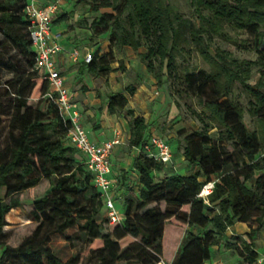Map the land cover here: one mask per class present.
I'll return each instance as SVG.
<instances>
[{"label":"trees","instance_id":"1","mask_svg":"<svg viewBox=\"0 0 264 264\" xmlns=\"http://www.w3.org/2000/svg\"><path fill=\"white\" fill-rule=\"evenodd\" d=\"M189 2L198 24L175 13L167 0L88 2L89 13L100 16L87 26L94 36L109 35L110 50L93 52L81 73L108 76L114 72L113 49L127 46L138 53L159 87L167 80L172 93L195 97L203 108L194 112L200 129L179 134L188 173H164L169 165L156 161L145 149L152 135L149 123L127 108L123 94L109 95V112L129 118V145L138 150L132 166L138 184H132L129 172L121 170L114 190L125 192V216L111 222L94 173L69 142V122L47 97L49 83L35 69L25 11L29 0H0V46L11 45L26 58L24 69L0 61L3 69L14 74L4 87L13 103L4 116L10 130L8 144L0 149V194H4L0 264H155L159 259L168 264H205L212 259V248L235 224L264 226V47L260 49L264 0ZM228 30L255 36L256 61L237 59L218 47L214 54L210 52L215 37L237 44ZM190 46L199 49L209 71L180 73L178 58ZM141 49L145 51L140 53ZM119 67L124 69L122 62ZM255 67L260 79L252 85ZM236 84L249 97L247 111L255 120V130L246 126L245 109L232 97ZM135 91L132 85L126 89L129 95ZM213 130L216 137L211 135ZM252 180L255 183L249 187ZM43 182L49 183L48 188L30 205L33 229L17 246L10 245L6 231L10 222L27 220L17 211L22 205L18 195L36 190ZM209 183L213 190L202 197ZM76 226L74 236L85 247L62 261L49 245L51 238ZM254 244L250 233H245L242 240L234 237L229 248L237 252L240 264H257Z\"/></svg>","mask_w":264,"mask_h":264},{"label":"rangeland","instance_id":"2","mask_svg":"<svg viewBox=\"0 0 264 264\" xmlns=\"http://www.w3.org/2000/svg\"><path fill=\"white\" fill-rule=\"evenodd\" d=\"M168 3L172 6L175 13H178L185 18L192 19L196 24H198L197 14L195 13V8L190 4L189 0H167ZM82 2L85 0H66L62 8L67 12L71 11H80L84 6ZM68 25V23H65ZM88 23L86 20H81L75 24V29L78 30L79 26H87ZM79 32V31H78ZM264 32V29H263ZM228 34L231 38L237 40V44L225 41L219 37L213 38L210 44V52L215 53V49L221 48L225 51L230 52L237 59H245L256 61L258 58V52L255 48V36L249 35L245 32H233L228 30ZM78 36L81 37L78 34ZM3 38L0 35V43ZM264 47V40L260 46V49ZM144 52V49L140 50ZM0 61L6 63L9 61L13 65L19 67V69H24L26 65V58L20 54L18 51L14 50L11 45L6 47L0 46ZM137 55V54H136ZM137 60V59H136ZM139 60V59H138ZM132 62V61H131ZM129 62V63H131ZM124 69L126 70L125 62H122ZM178 63L180 65V73L193 72L199 70L209 71V66L203 61L199 54V49L195 46H190L186 49L184 56L178 58ZM14 74L3 69L0 66V149H3L8 144L9 139V127L8 121L4 119V116L10 106L13 103V97L8 95L5 91V85L7 81L12 79ZM152 76V75H151ZM132 78L133 75H130ZM153 77V76H152ZM154 79V77H153ZM260 79V73L258 68H254L253 75L250 80V83L254 85ZM169 82L165 80L164 84L159 87L156 80L154 79L153 87V96L148 102L146 108V121L151 127V133L157 134L163 137L165 140L170 141V144L174 150V164L173 166L169 165L168 168L164 169V173L168 171H175L181 175H186L190 166L185 161H182V148L179 146V134L181 132H192L200 129L201 124L197 120L194 112H202L203 108L199 102V99L192 96H182L172 93L169 88ZM232 97L235 101H238L245 109L244 113V122L250 130H255L256 123L254 118H252L247 111V103L249 97L242 90V88L236 84L234 87ZM35 102V101H34ZM45 107V106H43ZM213 137H216V130L211 132ZM125 144L118 151L123 155H114V159L122 160L129 158L126 165H129L131 162V147L129 145V140H125ZM237 154H235V159H237ZM173 160V159H172ZM162 175L158 174L156 179H160ZM255 183V180L249 181L247 185L251 187ZM49 186L48 182H43V185L36 190H31L23 192L21 195H18V198L21 200L22 205L17 211L20 213L19 216L27 219L26 221H14L11 222V225L6 228L8 234V243L12 246H17L24 236L33 229V225L30 224L31 220L29 218V213L31 211V202L36 197L40 196ZM4 198V194H0V199ZM9 201V199H7ZM115 205L117 208L125 211V206L121 201H116ZM258 224L252 223L242 224L237 223L236 229L229 231L228 234L221 240L218 246L212 248V259L205 264H240L242 260L239 258V255L233 248H229V244L234 243V237H238L241 240L245 233H250V236L255 243V251L258 253V257L264 255V226H261L257 229ZM257 229V230H255ZM78 227L72 228L65 232L64 234L53 235L50 242V247L55 252V254L62 260L66 261L71 256L75 255L79 248L85 247L83 242L77 239L74 234L77 233ZM244 231V232H243ZM119 264H133L131 262H120Z\"/></svg>","mask_w":264,"mask_h":264},{"label":"crops","instance_id":"3","mask_svg":"<svg viewBox=\"0 0 264 264\" xmlns=\"http://www.w3.org/2000/svg\"><path fill=\"white\" fill-rule=\"evenodd\" d=\"M34 1L39 5L45 6L55 0ZM88 2L89 0H85L84 3L82 2L84 8L77 12L64 11L62 6L64 3L66 4V0H60L59 2L58 18L60 19L62 15H66V17L63 21L57 18L52 26V34L63 48V51L55 58L56 67L64 78L65 85L71 93L76 108L82 115V124L88 132L90 140L94 143L101 144L116 138V136H120L121 138V143L116 146L111 155L112 171L109 178L116 182L121 170H126L130 174L132 184L137 186L138 176L132 171V166L138 156V150L131 147L130 156L132 160L129 165H126L129 159L127 156L124 161L114 159V155L116 156V154L123 155L118 151L125 144V140H129L130 127L128 124L129 118L124 113L116 115L109 112L108 97L111 93L123 94L128 100L127 108L133 110L136 116H141L146 119L145 112L148 102L153 96L154 89L152 85L154 84V79L148 73L146 67L138 60V53L127 46L113 49L115 62L112 64V68L114 72L108 76L95 77L86 71L81 73L82 66L85 63L84 54L86 51L93 53L97 49H101L102 53H107L110 50V44L108 42L109 35L94 36L88 28L91 21L100 16V13H89ZM81 20H86L88 26H79V29L76 30L75 24ZM65 23H68V25H65ZM80 33L81 37L78 36ZM74 49L81 51V56L78 61L71 59V53ZM139 52L141 53V51ZM123 61L125 62L126 70L120 69L119 67V63ZM130 75H133V77L131 78ZM130 85L136 89L133 95H129L126 92L127 87ZM171 148L173 160L169 165L173 166L174 150L172 145ZM181 159L185 162L184 157ZM137 190L138 187L135 188V191ZM115 194L116 201H121L122 203L123 198L126 196L125 192L116 188ZM115 209L123 219L125 211L123 212L116 205ZM236 226L237 224L231 227L228 232L236 229ZM1 252L2 249L0 248V255Z\"/></svg>","mask_w":264,"mask_h":264},{"label":"built area","instance_id":"4","mask_svg":"<svg viewBox=\"0 0 264 264\" xmlns=\"http://www.w3.org/2000/svg\"><path fill=\"white\" fill-rule=\"evenodd\" d=\"M59 2L55 0L42 6L29 0L26 7V14L30 21L29 36L35 51V69L49 83L47 97L56 105L59 115L63 120L68 121L70 129L68 139L80 153L86 158V164L94 173V184L101 192L106 207V215L111 222L121 221L122 218L115 209L116 182L109 178L112 171L111 155L121 143L120 136L101 144L90 140L88 132L82 124V115L76 108L70 91L65 85L64 78L56 67V56L63 51L62 46L52 34V26L58 18ZM81 56L79 49H74L71 59L78 61ZM86 63L92 60V52L84 54ZM145 149L156 161L169 165L172 163L173 153L169 141L163 137L152 134ZM213 183L204 187L201 196L207 197L213 190ZM123 203V202H122ZM124 205V204H123ZM155 264H168L159 259ZM257 264H264V255L258 258Z\"/></svg>","mask_w":264,"mask_h":264}]
</instances>
